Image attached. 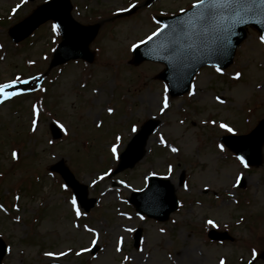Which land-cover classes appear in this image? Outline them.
Returning a JSON list of instances; mask_svg holds the SVG:
<instances>
[{
    "label": "rangeland",
    "instance_id": "obj_1",
    "mask_svg": "<svg viewBox=\"0 0 264 264\" xmlns=\"http://www.w3.org/2000/svg\"><path fill=\"white\" fill-rule=\"evenodd\" d=\"M45 1L0 0V84L28 81L6 89L20 94L0 103V237L8 246L3 264H264L254 260L264 251V146L263 164L256 168L217 148L230 134L220 124L243 135L264 119V44L258 32L248 31L226 71L204 68L188 94L171 98L156 78L165 66H132L133 45L159 30L155 14H177L197 0H157L122 17L114 12L132 8L133 0H72L76 20L101 24L91 46L97 58L92 65L71 62L50 72L59 38L53 23L21 45L8 36L13 24ZM42 85L48 88L45 105L34 94ZM165 96L169 107L161 111ZM148 120L159 127L143 160L105 175L117 165L111 145L121 144L122 152L137 133L131 127ZM52 122L64 125L59 140L52 137ZM61 160L97 200L87 215H75L72 192L50 171ZM151 175L170 180L183 203L164 223L139 216L128 202ZM137 229L143 230L139 248ZM211 229L229 232L234 242L210 241Z\"/></svg>",
    "mask_w": 264,
    "mask_h": 264
},
{
    "label": "water",
    "instance_id": "obj_2",
    "mask_svg": "<svg viewBox=\"0 0 264 264\" xmlns=\"http://www.w3.org/2000/svg\"><path fill=\"white\" fill-rule=\"evenodd\" d=\"M251 2V0H249ZM257 8L259 5L256 0ZM72 6L70 0H54L40 7L31 17L23 23L13 28L11 36L16 42L21 41L32 33L41 23L46 20H55L63 35V42L56 53L52 67L65 63L70 59L86 58L93 60V55L89 52V44L97 35L99 26L84 27L73 21L71 17ZM184 14L180 18L167 21L166 33L170 32L173 40L166 45L165 50H159L152 59L163 61L168 64V69L160 76L170 85L172 95H181L189 90L193 75L204 65H217L223 69L227 68L233 61L236 48L246 38V27L251 25L256 28L261 35H264V11L256 14H243L236 16L233 9L226 13L218 14L204 23H197L195 27L185 26L183 31H174V28L181 22L186 21L192 12ZM20 28H25V32L18 33ZM169 36H164L165 43ZM148 57L141 50L136 52L135 64L142 62ZM157 123H147L142 131L135 137L129 145L127 151L122 155V166L119 171L133 167L144 156V147L150 134L156 129ZM55 133V132H54ZM60 134L55 133V137ZM251 141L252 152L250 157L235 141ZM225 143L239 154H244L250 164L260 165L262 163L261 148L264 143V121L248 136L234 138H224ZM241 148V149H240ZM246 154V155H245ZM59 171L67 183L73 187L82 203L86 202V193L78 190V183L69 169L61 162L53 167ZM151 187L143 195L148 194L153 205L139 206L141 212L148 213L151 217L160 220H167L170 213L177 207V199L174 189L168 181L152 179ZM141 194V195H142ZM150 196L152 198H150ZM147 199L144 201L146 202ZM92 206V205H91ZM88 208L90 206H87ZM140 233V232H139ZM216 240L231 239L228 234L218 232L210 233ZM140 234L138 235V238ZM6 254V245L0 239V264ZM264 259V253L262 255Z\"/></svg>",
    "mask_w": 264,
    "mask_h": 264
},
{
    "label": "snow or ice",
    "instance_id": "obj_3",
    "mask_svg": "<svg viewBox=\"0 0 264 264\" xmlns=\"http://www.w3.org/2000/svg\"><path fill=\"white\" fill-rule=\"evenodd\" d=\"M256 0H251V2H249V0H197V3L192 5V8L194 9V11L192 12V15L190 17H188V19L186 21H181L176 28H174V31L180 32L183 31L185 26L187 25H191L193 27L196 26L197 23H204L207 20H209L210 18H213L215 16H217L218 14H222V13H226L229 9H233L235 12L236 16H241V13L243 14H256L260 11H264V7L261 8H257L256 6ZM259 5L264 6V0H259ZM134 7V6H133ZM182 12L186 11L184 9L181 10ZM164 28L169 27L168 25H164ZM59 28V25H53V31H56ZM159 34V32H154L152 34V36L148 37V40H152L154 36H157ZM260 42L262 44H264V35H261L259 37ZM146 41H141V43H145ZM138 45H133V49L137 48ZM218 72L221 71V69L219 67H217L216 69ZM240 73L236 74V77L239 78ZM17 82L20 83H24L27 84L28 81L24 80L21 81L19 77H17L14 81H12L11 83H6V84H0V97H2L3 99H0V103H3L5 100L19 95L20 93L17 92H8L6 91V89L9 88H13ZM190 94H195L194 91ZM219 99V98H217ZM223 102V101H221ZM169 107L168 104V99L165 96L164 100H163V108L161 109V111H163L164 109H167ZM109 114H112L114 112L113 108H108L107 109ZM33 124V131H36V120L34 119L32 121ZM61 129H64V125H59ZM98 127L100 125H97ZM220 128L226 129L228 132H233V129L231 127H229L226 124H220L219 125ZM138 131L137 127L135 125H133L131 127V132L132 133H136ZM66 132V129H65ZM122 138L117 136L116 140L120 141ZM161 142L163 143V137H161ZM119 144H113L111 146V154L114 158L119 159ZM221 150H224V146L220 145ZM173 152L178 151V149L176 148H172L171 149ZM13 157H16L17 154L14 152ZM240 162L242 164H244L245 167H248L247 163H245L243 157H239ZM169 171H171V168H169ZM105 175H108V173H105ZM100 179H104V176H101ZM93 183H95V181H93ZM123 183V182H121ZM64 189L67 190L68 189V185L65 184L63 185ZM185 187H187V185H185ZM18 199V197H17ZM71 204L75 209V214L77 217L81 216L82 213L80 211V208L78 207V202H77V198L76 196H73L71 199ZM208 224L212 225L213 227H216L217 225H215L214 221L212 220H208L207 221ZM89 231H91V229H89ZM163 231V230H162ZM119 250V249H118ZM46 255H53L52 253H46ZM61 255H64V253H61ZM220 264H225V262L223 260L220 261Z\"/></svg>",
    "mask_w": 264,
    "mask_h": 264
},
{
    "label": "bare ground",
    "instance_id": "obj_4",
    "mask_svg": "<svg viewBox=\"0 0 264 264\" xmlns=\"http://www.w3.org/2000/svg\"><path fill=\"white\" fill-rule=\"evenodd\" d=\"M211 170H212V167L209 166L208 169H207V171L210 172ZM207 174H208V173H207ZM207 174H206V175H207Z\"/></svg>",
    "mask_w": 264,
    "mask_h": 264
}]
</instances>
